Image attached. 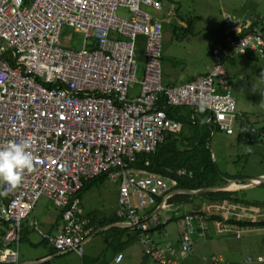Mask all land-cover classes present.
Here are the masks:
<instances>
[{
	"label": "built area",
	"instance_id": "2783aa9c",
	"mask_svg": "<svg viewBox=\"0 0 264 264\" xmlns=\"http://www.w3.org/2000/svg\"><path fill=\"white\" fill-rule=\"evenodd\" d=\"M118 9H125L128 18L119 16ZM175 17V7L163 8L159 0H0V147L29 139L35 160L19 184H0L7 198L0 205V264H21V223L43 197L60 210L61 230L43 234L36 221L32 228L56 255L72 252L82 257L94 228L78 194L84 181L103 174L118 187L116 217L137 235L143 256L151 262L178 264L191 254L194 237L204 236V218L185 215L178 244L158 245L154 234L166 220L156 212L166 209L174 194L183 193L176 190L177 178H190L191 173L179 169L163 176L134 170L130 164L137 154L152 153L167 134L181 131L160 100L170 107L198 109L203 104L210 112L207 123L226 135L238 136L242 129L243 138L252 142L248 137L258 129L237 108L222 64L232 54L249 52L256 61L264 60V32L259 23L225 14L226 45L211 50L208 73L179 86H164L162 24ZM63 27L83 35L80 50L59 45ZM259 140L264 143V133ZM224 205L206 208L212 214L227 210L214 229L239 239L241 232L227 220L230 213L243 216ZM235 209L245 220L255 221L261 214Z\"/></svg>",
	"mask_w": 264,
	"mask_h": 264
},
{
	"label": "rangeland",
	"instance_id": "374dc122",
	"mask_svg": "<svg viewBox=\"0 0 264 264\" xmlns=\"http://www.w3.org/2000/svg\"><path fill=\"white\" fill-rule=\"evenodd\" d=\"M165 1L167 4L176 6L177 16L164 24H178V27H184L188 21H191L190 25L193 33L176 40L172 37V33L168 28L162 27L160 66L161 81L164 86H179L189 82L192 77L202 74L207 69L210 60L212 65L210 52L222 44V17L225 14L242 20L258 22L260 28L264 29V0ZM117 14L128 18L125 9H118ZM178 17L179 22H177ZM83 42V35L74 29L68 27L61 29L59 37L61 47L80 50ZM253 57L254 55L251 54H232L223 62L222 68L229 79V91L237 104V108L239 109L242 106L257 129H263L264 60L255 61L252 59ZM141 67L139 64L138 77H140ZM137 91V86H134L132 92L136 94ZM208 148L212 159L223 175L243 178H236V180L264 177V143H258L254 146L248 144L238 145L236 135L215 132L208 142ZM235 184L232 185L236 187L230 190L237 191L245 186L242 183ZM117 188L114 184L104 181L85 190L80 199L84 215L87 218L91 217L96 222L103 221L113 215L119 209ZM241 190L244 191V197L251 203L262 205V208H257L258 211H261L257 221H264V187L256 186ZM192 199V203L185 201L179 205H168L166 209L158 213L160 219L170 220L162 230L163 239L167 241L165 243L177 244L179 233L182 230L183 219L181 220V217L184 215L185 209H194L193 207L199 204L202 197H193ZM37 205H47L49 209L55 211L54 206L46 199H40ZM207 207L202 208V213L212 216V213H210L212 210L208 211ZM244 208L245 211L250 212L249 207ZM226 211L224 210V215H226ZM230 211L233 213L238 212L243 216L242 218H236L230 213L231 218L235 221L245 220L246 215L239 212L238 209L231 208ZM220 214L221 212H214V215ZM203 218L206 223L204 239L201 236L194 237L191 254L180 261V264H208V260L216 256L221 258V263L218 264H264V227L251 229L234 226L233 230L241 232V237L236 239L231 232L217 233L214 229V222L207 221L205 216ZM194 225H197V222H194ZM39 228L42 229L41 226ZM207 233L210 238L206 240ZM30 234L35 235L34 232H30ZM108 234L103 231H95L90 243L84 245L83 257L69 252L52 258L47 264H106L108 255L112 256L115 251L120 249L118 242L113 243V238L109 237ZM122 236L135 241L129 230L124 231L121 234ZM115 248L116 250H114ZM42 250L43 247L33 248L26 243H22L18 247V252L21 254L18 260H22L24 254L26 256L29 254L36 255ZM43 254H50L49 249L45 250ZM258 257L262 258V262L257 261ZM148 263L155 264L151 261Z\"/></svg>",
	"mask_w": 264,
	"mask_h": 264
},
{
	"label": "trees",
	"instance_id": "16d2710c",
	"mask_svg": "<svg viewBox=\"0 0 264 264\" xmlns=\"http://www.w3.org/2000/svg\"><path fill=\"white\" fill-rule=\"evenodd\" d=\"M24 3L30 4L32 0H23ZM162 4V7L165 8L168 5L165 0H159ZM175 11L177 10L176 6ZM191 21L186 23L184 27H177L174 25L164 24L165 28H168L172 37L176 40L182 39L181 37H185L188 35H192L193 31L191 30ZM256 22H254L255 24ZM223 29V28H222ZM264 32V29L262 28ZM223 38V36H222ZM226 45L224 43V39L222 41L221 46ZM248 55H253L252 53H247ZM246 54V55H247ZM256 61V57L252 58ZM229 81V80H228ZM160 106L166 112V115L169 119L179 122L181 124V131L178 134H167L161 144H159L156 149L149 154H137L135 156V160L132 164H130V168L144 169L147 172L160 174L163 176L168 175L169 171H175L179 169H184L187 172L191 173V177H181L177 178V190L193 192L206 188H215L221 186L226 183L228 180H236V178L241 177H228L227 175H223L216 166L215 161L212 159L211 153L208 148V142L215 132H220L217 126L213 123H207V119L210 116V112L206 110H198L192 107H170L166 106L165 102L160 100ZM242 129H240L238 136L236 137V142L238 145L240 144H248V145H256L260 144L259 140L260 136L264 133L263 129H258L256 135L249 136L248 138L252 139V142H248L243 137H246L242 133ZM147 163V166H145ZM243 179V178H241ZM106 181L105 174L92 179L84 181L82 184V189L80 190L78 196L81 199V195L87 190L89 187L102 183ZM229 186H233L232 184ZM264 187V185L260 186ZM2 194V192H1ZM193 197H202L199 204L194 206V209H189V215H198L200 217H204L202 213V208L208 205H222L232 204L235 206L241 207H253L259 208L262 206L261 204H253L248 199L244 197V191H216V192H206L197 195H187V194H174L172 197L168 199V205H179L185 201L193 202ZM3 198V197H2ZM262 208V207H261ZM154 210L151 209L148 213H151ZM186 211V209H185ZM59 214V220H60ZM184 217V216H183ZM88 219V218H87ZM160 219V218H159ZM206 219V218H205ZM221 215H212L207 218V221H222ZM89 221V219H88ZM170 220L166 219V223L160 225L157 228V233L162 232L165 226L168 224ZM90 222V221H89ZM115 222H120V219L114 216H110L107 218L100 227L109 226L114 224ZM227 224L231 226H236L239 228H263L264 221H235L234 219L227 220ZM91 225V224H90ZM126 231L127 228L123 229H108V231ZM42 244L49 245L45 240L42 241ZM49 255H56V252L50 248ZM61 255H56L55 257H59ZM43 263V264H47Z\"/></svg>",
	"mask_w": 264,
	"mask_h": 264
},
{
	"label": "crops",
	"instance_id": "0c3cea01",
	"mask_svg": "<svg viewBox=\"0 0 264 264\" xmlns=\"http://www.w3.org/2000/svg\"><path fill=\"white\" fill-rule=\"evenodd\" d=\"M177 22H179V17L177 18ZM176 25L178 27V24H174V26H176ZM210 67H211V60L208 63L207 69L202 74L197 75L196 77L206 74L209 71ZM193 78H195V77H192L191 80ZM239 109L242 110L247 115V113L245 112V109H243L242 106ZM247 117H248V115H247ZM260 144H262V143H260ZM115 187L117 188L116 185H115ZM228 189H231V188L228 187ZM117 192H118V188H117ZM6 199L7 198L3 194H1V192H0V205L1 204H5ZM41 199H46L47 201H49L51 203V201L48 198H46V197H43ZM224 204H226V203H224ZM224 204H222L223 206L222 205H209L207 208H211V206H222L223 208H225L226 205H224ZM229 206H231V208H234V209L236 207L244 208V207L235 206V205H232V204L229 205ZM251 210H253V209L249 208V211H251ZM189 212H191V211L186 209V211H184V215L190 214ZM115 213L113 215H110V216H114ZM59 214H60V210L58 208H55V211H53V210L49 209L47 205H39L38 206L36 204L35 208L31 212V214L29 215L30 217L28 216L29 219L27 221H25L26 219L22 221L23 226L21 227V235H20L19 245L22 244V243H26L28 246L33 247V248L43 247V250L40 253L36 254V255L29 254V255L26 256L24 254L23 255V259L19 260L20 263H22V264H43V263L49 262V260H51L52 258H55V255H49V254L45 255V254H43L45 250L49 249V251H50L51 247L49 245H45L44 246V244H42L43 239L32 228L31 222L32 221H36L38 223V227H40V226L42 227V229L39 228V230L43 234L57 233V232H59L61 230V227H62L61 217H60V220L58 218ZM222 214L223 213L221 212L220 215H222ZM183 216L181 217V220L183 219ZM88 219L90 221L89 224H91L90 226H92L95 229L94 231L98 230V232H102L103 231V232L109 233L108 234L109 237L113 238V241H114L113 243L118 242V244L120 245V249L115 251V253H113L112 256L108 255V257L106 258V264H149L148 262H150V260L143 256L138 237H137V235L135 233H133L132 231L129 230L132 233V237H134V239H135V241H131L129 237H125V236L121 237V234L123 233L122 231H118V230H116V231H108V229H110V228L111 229H123V228H125L122 223L115 222L114 224H111L109 226L100 227V226H102V224H104L106 219H104L103 221H97V222L93 221V219L91 217H89ZM22 223H21V225H22ZM3 230H4V226L2 224H0V236L3 233ZM30 232H34L35 235L30 234ZM162 234H163V232H160V233L156 232V234H154V237H155L158 245L163 247V246H165L166 244H169V243H165L167 241L163 239L164 236ZM93 236H94V234L87 241V243H85V246L90 243V241L93 239ZM179 237H180V233H179ZM179 237H178V241H179ZM208 238H210V237H209V235L207 233L206 240ZM178 241H177V244H178ZM177 244H174V245H177ZM19 245H18V247H19ZM116 248L114 250H116ZM83 256H84V253H83L82 257ZM118 256H121V259L117 262L116 259H117ZM20 257H21V254L18 252V258H20Z\"/></svg>",
	"mask_w": 264,
	"mask_h": 264
},
{
	"label": "clouds",
	"instance_id": "9594fccd",
	"mask_svg": "<svg viewBox=\"0 0 264 264\" xmlns=\"http://www.w3.org/2000/svg\"><path fill=\"white\" fill-rule=\"evenodd\" d=\"M176 16H177V14H176ZM170 20H172V19H170ZM168 21L169 20H166L165 22H168ZM165 22H163V23H165ZM210 55H211V53H210ZM206 74H204V75H206ZM204 75H202V76H204ZM198 77H200V76H198ZM203 108H204L203 104L198 105V110H203ZM248 120H249V118H248ZM251 124H252V126L256 127L253 123H251ZM30 149H31V144H30L29 139H24L21 142H10V143H7L6 145L0 147V184H6L8 186H15V185L19 184V182L21 181L22 176L25 172L31 171L33 169L35 160H34L33 153ZM229 205H231V204H229ZM249 208L253 209V210H251V212L257 211V212L261 213V211H258L257 208H253V207H249ZM159 212L160 211H158L156 214L158 215ZM212 215H214V214H212ZM204 216L206 217V219L209 217L206 215H204ZM231 219H233V218H231ZM161 220H166V219H161ZM245 221L255 222L257 220H255V221L254 220H245ZM215 222H217V221H214V223ZM218 222H220V221H218ZM202 238L204 239V236ZM212 258H217V256L211 257L208 260V264H213L211 262ZM219 263H221V262H219Z\"/></svg>",
	"mask_w": 264,
	"mask_h": 264
},
{
	"label": "water",
	"instance_id": "95a60500",
	"mask_svg": "<svg viewBox=\"0 0 264 264\" xmlns=\"http://www.w3.org/2000/svg\"><path fill=\"white\" fill-rule=\"evenodd\" d=\"M235 183L245 184V186L243 185L244 187H241L240 190L245 189V188H249V187L261 186V185H264V177L260 176V177H257L254 179H248V180H246V179L245 180H228V181H226L225 184L218 186V187H215V188H206V189H201V190L193 191V192L183 191V194L197 195V194L206 193V192L235 191V190H230L227 188L230 184L236 185Z\"/></svg>",
	"mask_w": 264,
	"mask_h": 264
},
{
	"label": "bare ground",
	"instance_id": "6f19581e",
	"mask_svg": "<svg viewBox=\"0 0 264 264\" xmlns=\"http://www.w3.org/2000/svg\"><path fill=\"white\" fill-rule=\"evenodd\" d=\"M228 187L232 189L233 187H236V186H228ZM228 187H227V188H228Z\"/></svg>",
	"mask_w": 264,
	"mask_h": 264
}]
</instances>
